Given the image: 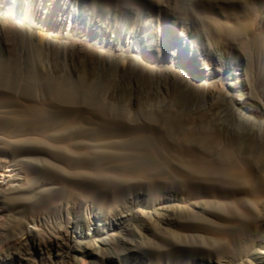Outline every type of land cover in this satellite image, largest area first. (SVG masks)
<instances>
[{"label":"rangeland","instance_id":"374dc122","mask_svg":"<svg viewBox=\"0 0 264 264\" xmlns=\"http://www.w3.org/2000/svg\"><path fill=\"white\" fill-rule=\"evenodd\" d=\"M125 1L0 0L8 7H0V59L42 78L37 95L48 97L58 78L81 102L80 73L87 74L99 98L175 115L191 141L195 131L207 133L214 153L229 146L243 158L249 138L264 151V0ZM4 90L0 104L14 102V89ZM5 95L11 99L3 103ZM8 141L0 137L2 164H46L45 152L39 163L33 152L14 158L19 145ZM21 176V189H0V264H264V196L233 189L222 200L210 191L173 201L167 188L125 194L115 206L112 196L89 192L92 203L58 211L41 190L47 181ZM193 213L207 229L182 227ZM32 217L40 221L34 225ZM226 242L234 255L218 252Z\"/></svg>","mask_w":264,"mask_h":264},{"label":"bare ground","instance_id":"6f19581e","mask_svg":"<svg viewBox=\"0 0 264 264\" xmlns=\"http://www.w3.org/2000/svg\"><path fill=\"white\" fill-rule=\"evenodd\" d=\"M7 1L9 0H5ZM93 1L101 3L104 0ZM0 7L6 13L8 7L1 4ZM185 20L181 23L189 29V23ZM189 33L190 30L182 35L189 36ZM183 39L185 42L186 38ZM17 69V63L0 59V99L7 93L4 89L8 92L14 89L15 93L12 94L15 96L12 97L13 103L0 104L1 115L10 117L8 120H0V137L9 139L8 143L19 145L16 150L12 149L14 158L33 152L38 156L36 161L39 163L42 162L39 156L45 152L48 160H44L46 164H21L23 160L20 158L3 162L5 164L0 161V189L19 190V181L23 178L21 174H34L35 179L47 181L46 184L40 181L47 187L41 190L46 192L48 202L52 200L51 203H55L54 207L58 211H68L70 203L71 207L76 204L87 205V201L91 202L86 199L89 192L100 200L112 196L115 206L125 194H155L154 191L160 193L167 188L173 190L168 194V198L173 201L191 197L198 199L210 191H216L218 198L222 200L233 189H240L245 195L254 198L264 196V165H261L264 164V151L253 139H247L243 158H239L234 151L230 152L229 146L223 151L215 150L214 153L209 149L215 141L207 133L195 131L192 136L197 141H191L188 138L190 133L187 134L189 127L185 128L175 115H157L148 110L134 111L128 105L113 104L106 97L99 98L97 85L94 81L89 82L87 74L80 73L83 93L80 95L81 102H77L74 101L77 94L74 98L71 95L75 93H70V97L66 93L71 90V84L66 80L56 78L55 87L50 94L47 93L48 97L44 95L45 91L40 96L34 90L35 87H43L44 81L39 86L42 78L39 80L36 75H21ZM50 77L46 75L45 81L55 80ZM17 86L21 89L20 93L16 92ZM49 87L47 84V89ZM3 98L6 99H2V102L11 99L6 95ZM60 104L67 106L59 108ZM48 107H52L51 110H47ZM142 118L155 124L145 123ZM238 146L239 149L242 148L241 145ZM201 147L203 150L199 154ZM255 164L260 165L255 169ZM237 171L241 173L240 176L235 175ZM56 197H59L58 201ZM197 216L194 213L188 214V220L182 221V227L196 230L208 224L205 221L206 224L199 223L200 218ZM31 221L35 225L40 220L32 217ZM29 234L27 231L26 235ZM225 244L227 245H222L218 252L233 254L235 249H232V245L227 242ZM236 245L237 242H234L233 247Z\"/></svg>","mask_w":264,"mask_h":264}]
</instances>
